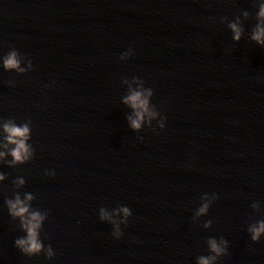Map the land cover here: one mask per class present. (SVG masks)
<instances>
[{
	"label": "water",
	"instance_id": "obj_1",
	"mask_svg": "<svg viewBox=\"0 0 264 264\" xmlns=\"http://www.w3.org/2000/svg\"><path fill=\"white\" fill-rule=\"evenodd\" d=\"M261 4L0 0V264H264ZM5 124L29 129L23 162ZM17 197L44 217L39 253L15 244Z\"/></svg>",
	"mask_w": 264,
	"mask_h": 264
},
{
	"label": "clouds",
	"instance_id": "obj_2",
	"mask_svg": "<svg viewBox=\"0 0 264 264\" xmlns=\"http://www.w3.org/2000/svg\"><path fill=\"white\" fill-rule=\"evenodd\" d=\"M258 18L260 23L257 24L256 30L253 33L252 39H254L259 44H264V4L260 5V10L258 13ZM233 31V39L239 40L241 29L237 27L235 23L229 25ZM4 66L6 69H18L23 71V69H19V60L17 58V53L15 51L10 52L4 58ZM148 95H151V90L148 91ZM125 103L130 104V106L135 110V119L129 117L131 127L133 129H139L141 126V121L144 118V115L147 113L149 116H154L155 113L149 111L148 108V99L147 96L144 95L140 91L132 92L131 95L125 98ZM161 128L164 127V124L161 123ZM5 131L8 133L6 139L15 145V147L11 150V156L13 157V163L23 162L26 160L29 155V148L25 141L28 139L29 129L26 125L17 127L12 124H5ZM3 153H0V156H3ZM0 179H3V176H0ZM23 183V181H19ZM26 200L32 199L31 195H26ZM10 212L13 216H19L21 218L22 227L26 230L27 235L25 238H20L15 241V244L21 249L22 252L27 253L29 255L39 253L43 245L38 239V229L41 226V221L44 217L39 212L28 213L27 205L17 197L14 201H8ZM208 209V204H204L199 209L198 214H202L206 212ZM123 212L124 216L127 217L131 215L129 208L124 207L120 209ZM103 218V217H102ZM251 232V239L253 241H258L261 234L264 233V221L258 223L257 226L249 229ZM117 238H119L120 233L117 232L114 234ZM221 243L226 244V241H221ZM210 249L212 252L216 253V255H220L221 253H225V250L217 244L215 240L209 241ZM226 254V253H225ZM48 256H52V250L49 247ZM215 257H199L198 264H211L212 260Z\"/></svg>",
	"mask_w": 264,
	"mask_h": 264
}]
</instances>
